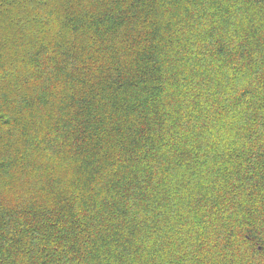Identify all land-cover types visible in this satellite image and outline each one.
Here are the masks:
<instances>
[{
  "label": "trees",
  "instance_id": "trees-1",
  "mask_svg": "<svg viewBox=\"0 0 264 264\" xmlns=\"http://www.w3.org/2000/svg\"><path fill=\"white\" fill-rule=\"evenodd\" d=\"M0 264H264V0H0Z\"/></svg>",
  "mask_w": 264,
  "mask_h": 264
}]
</instances>
